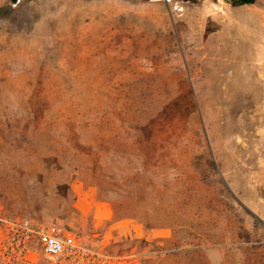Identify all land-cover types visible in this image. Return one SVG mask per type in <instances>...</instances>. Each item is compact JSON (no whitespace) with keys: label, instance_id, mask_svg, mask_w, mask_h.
<instances>
[{"label":"rangeland","instance_id":"374dc122","mask_svg":"<svg viewBox=\"0 0 264 264\" xmlns=\"http://www.w3.org/2000/svg\"><path fill=\"white\" fill-rule=\"evenodd\" d=\"M0 204L143 264H264V0H0Z\"/></svg>","mask_w":264,"mask_h":264},{"label":"built area","instance_id":"2783aa9c","mask_svg":"<svg viewBox=\"0 0 264 264\" xmlns=\"http://www.w3.org/2000/svg\"><path fill=\"white\" fill-rule=\"evenodd\" d=\"M0 264H143L135 252L93 246L70 227L8 218L0 204Z\"/></svg>","mask_w":264,"mask_h":264},{"label":"water","instance_id":"95a60500","mask_svg":"<svg viewBox=\"0 0 264 264\" xmlns=\"http://www.w3.org/2000/svg\"><path fill=\"white\" fill-rule=\"evenodd\" d=\"M237 1H243V2L248 1V2H251L253 0H237Z\"/></svg>","mask_w":264,"mask_h":264},{"label":"trees","instance_id":"16d2710c","mask_svg":"<svg viewBox=\"0 0 264 264\" xmlns=\"http://www.w3.org/2000/svg\"><path fill=\"white\" fill-rule=\"evenodd\" d=\"M12 3H15L16 2V0H10Z\"/></svg>","mask_w":264,"mask_h":264},{"label":"crops","instance_id":"0c3cea01","mask_svg":"<svg viewBox=\"0 0 264 264\" xmlns=\"http://www.w3.org/2000/svg\"><path fill=\"white\" fill-rule=\"evenodd\" d=\"M16 2H17V0H16ZM16 2H15V3H16ZM13 4H14V3H13Z\"/></svg>","mask_w":264,"mask_h":264}]
</instances>
